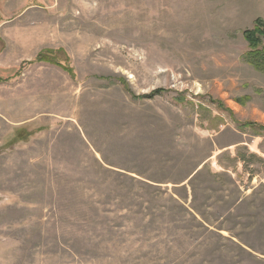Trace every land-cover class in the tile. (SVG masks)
<instances>
[{"label":"rangeland","instance_id":"rangeland-1","mask_svg":"<svg viewBox=\"0 0 264 264\" xmlns=\"http://www.w3.org/2000/svg\"><path fill=\"white\" fill-rule=\"evenodd\" d=\"M258 18L264 0H0V264H264Z\"/></svg>","mask_w":264,"mask_h":264},{"label":"trees","instance_id":"trees-1","mask_svg":"<svg viewBox=\"0 0 264 264\" xmlns=\"http://www.w3.org/2000/svg\"><path fill=\"white\" fill-rule=\"evenodd\" d=\"M262 35H264V21L258 18L255 20V28L252 30H246L245 36L248 39L252 49L248 52V56H250V59L253 61V65L260 70L264 69V46L261 49H258L257 47L259 44H261ZM48 53H52L53 55H55L54 52L43 51L38 54L36 59L38 61L56 64L71 72L70 68H68L67 66L61 64L51 56L48 57Z\"/></svg>","mask_w":264,"mask_h":264}]
</instances>
